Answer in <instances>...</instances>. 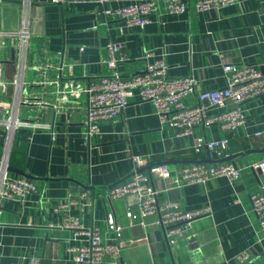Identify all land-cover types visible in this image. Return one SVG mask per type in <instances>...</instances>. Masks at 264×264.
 I'll use <instances>...</instances> for the list:
<instances>
[{
    "label": "crops",
    "instance_id": "obj_1",
    "mask_svg": "<svg viewBox=\"0 0 264 264\" xmlns=\"http://www.w3.org/2000/svg\"><path fill=\"white\" fill-rule=\"evenodd\" d=\"M133 1L0 0V116L5 111L6 117L50 125H26L13 133L0 125V158L7 152L9 175L24 172L37 186L23 203L0 201V264L28 263L33 256H39L41 264H264V240L250 202L253 193L264 194V174L251 166L264 158V95L242 103L245 122L235 129L226 132L217 124L198 125L190 135H177L160 122L152 101L137 97L130 98L117 116L101 122V135H87L83 107L56 112L51 106L37 105L36 95L29 103L20 102L32 91L35 72L30 65L45 51L61 52L71 62L72 77L95 78L112 71L106 62L109 43L119 45L115 69L123 77L143 71L148 60L145 51L150 50L166 60L169 76L191 75L201 89L227 85L223 68L227 62L264 69V0H237L203 11L191 1L180 14L167 13L164 2L158 1L151 21L143 27L127 26L103 12ZM24 18L29 36L23 43L17 32ZM23 49L25 67L20 68ZM185 98L187 104L197 103L194 94ZM194 136L228 137L226 156L236 155L233 161L243 168L240 177L183 183L178 169L206 158L194 152ZM132 155L146 159L144 172L161 163L168 166L167 177L155 174L151 179L160 200L178 201L187 210L209 207L208 214L176 235L173 245L153 223L155 216L146 218L145 229L128 218V210L137 213L130 198L106 197L114 183L131 175ZM71 197L79 198V203L68 211L55 208ZM110 212L123 228L120 256L76 261L69 247L88 245V240L61 227L65 218L76 216L84 226L98 227L105 243L112 238ZM242 251L249 255L246 262L238 258Z\"/></svg>",
    "mask_w": 264,
    "mask_h": 264
},
{
    "label": "built area",
    "instance_id": "obj_2",
    "mask_svg": "<svg viewBox=\"0 0 264 264\" xmlns=\"http://www.w3.org/2000/svg\"><path fill=\"white\" fill-rule=\"evenodd\" d=\"M30 3L31 0H26ZM51 3H61L62 0H47ZM106 3L108 0H99ZM163 1L165 11L169 14H180L188 10L192 1L197 11L212 7H223L234 4L237 0H135L124 6L111 9L104 8L103 12L111 17H117L127 26L143 27L151 21L156 3ZM24 25L17 32L23 43L27 42L29 32L28 20L24 18ZM11 33V32H10ZM110 58L106 62L112 67L111 73L100 77L83 76L74 78L68 73L71 64L61 52H42L32 63L35 72L32 81L31 94H27L20 102H31V95H36L37 105L51 106L56 112L69 113L75 108L83 107L84 122L87 135L93 133L101 135L100 124L117 116L128 104L130 98L137 97L142 101H152L161 123L175 129L177 135H190L196 126L217 124L222 130L231 131L245 122L246 115L242 103L264 95V69L254 64L231 63L223 65L227 73L228 82L224 87L201 89L191 75L169 76L168 64L163 57H156L150 50L145 51L148 59L143 71L123 77L115 69L116 59L114 52L119 45H107ZM25 48V46H24ZM20 68L25 67V49L20 51ZM0 77V85H3ZM1 91V88H0ZM189 94L196 95L197 103L187 104L184 99ZM218 109L216 113L211 112ZM0 125L8 133H13L22 126L48 128V124L28 119L6 117L5 111L0 116ZM228 137L208 139L204 136H194L192 148L195 153L204 154V157L216 159L226 155ZM133 162L132 174L120 183L111 186L107 192L108 199L130 198L137 208V213L128 210L129 219L139 223L145 229L148 216H155L153 223L161 227L169 245L176 241V235L183 229L192 225L198 217L208 214L209 207L187 210L180 206L178 201L158 198V191L152 184V175L167 177L168 166L165 163L150 167L148 172L140 170L147 161L140 155L131 156ZM8 154L3 153L0 158V201L2 199L27 201L28 195L35 192L36 184L25 176H10L8 172ZM254 169L259 168L264 174V158L251 164ZM242 166L235 161L193 162L185 164L178 169L183 183H206L216 177L224 176L230 181L237 180L242 172ZM178 181V178L176 179ZM179 182V181H178ZM180 183V182H179ZM79 198H67L55 205L56 209L68 211L71 205L78 204ZM252 211L259 222L260 237L264 240V194L255 192L250 195ZM0 203V214L2 211ZM108 231L112 238L103 243L98 227L84 226L76 216H67L61 227L71 228L74 235H85L88 245H75L69 247L73 258L80 261L87 257L97 262L105 254L120 256L122 242L120 236L122 226L113 215L108 213ZM131 222V225L134 223ZM148 239L147 233L144 236ZM248 253L242 251L238 258L242 262L248 260ZM10 264H41L39 256H33L28 263L13 261Z\"/></svg>",
    "mask_w": 264,
    "mask_h": 264
},
{
    "label": "water",
    "instance_id": "obj_3",
    "mask_svg": "<svg viewBox=\"0 0 264 264\" xmlns=\"http://www.w3.org/2000/svg\"><path fill=\"white\" fill-rule=\"evenodd\" d=\"M236 155H225L224 157H222V158H218V159H212V158H204V159H199V160H195L194 162H212V163H219V162H223V161H233V158L235 157ZM146 168H150V167H146ZM145 169V167H143V168H141L140 170H144ZM257 170L258 171H260V169L259 168H257ZM20 174H22V176H25V177H27V178H32V176H30V175H28V174H26V173H24V172H20ZM132 174V173H131ZM129 176H127V177H124V178H122V179H120L117 183H120V182H122L123 180H125V179H127ZM117 183H114L113 184V186L115 185V184H117Z\"/></svg>",
    "mask_w": 264,
    "mask_h": 264
}]
</instances>
